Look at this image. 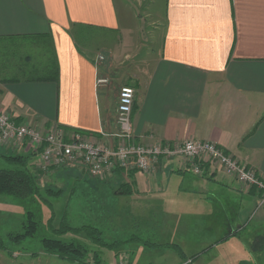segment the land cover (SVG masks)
<instances>
[{
	"label": "crops",
	"instance_id": "0c3cea01",
	"mask_svg": "<svg viewBox=\"0 0 264 264\" xmlns=\"http://www.w3.org/2000/svg\"><path fill=\"white\" fill-rule=\"evenodd\" d=\"M134 4L144 5L141 0H0V109L16 122L81 130L108 143L118 133L116 105L124 81L135 89L136 141H211L264 181V0H164L161 24L146 46ZM32 152L22 148L17 154L31 160ZM77 169L81 173L72 170V175L89 176ZM95 179L84 178L98 190L88 204L99 209L110 201L115 213L127 209L132 226L162 208L152 221L156 237L129 233L105 240L115 245L98 248L100 264L120 259L180 264L195 256L191 264H264L260 194L243 188L219 165H206L197 175L186 160L175 158L152 174L117 170L109 179ZM176 179L177 187H171ZM205 181L218 186L207 187ZM121 186L131 193L119 194ZM213 195L224 201L223 212ZM168 196L174 202L183 196L181 202L194 206H165ZM5 201L11 200H0V219L11 215ZM124 222L122 216L114 227L123 228ZM47 257L76 264L44 252L15 261L3 251L0 264H43Z\"/></svg>",
	"mask_w": 264,
	"mask_h": 264
},
{
	"label": "built area",
	"instance_id": "2783aa9c",
	"mask_svg": "<svg viewBox=\"0 0 264 264\" xmlns=\"http://www.w3.org/2000/svg\"><path fill=\"white\" fill-rule=\"evenodd\" d=\"M103 60L102 55H98ZM135 89L124 85L118 93L115 141L97 142L92 133L66 129L58 125L40 128L31 122H16L0 109V147L16 150L29 146L36 156L39 170L60 166L85 169L93 177L107 178L117 170L152 174L165 161L182 158L188 167L200 175L206 165H219L245 189H255L264 203V181L254 168L240 161L211 141L187 139L181 142L145 144L136 142L131 114ZM117 138V139H116ZM92 264V262H89ZM118 264H128L120 259Z\"/></svg>",
	"mask_w": 264,
	"mask_h": 264
},
{
	"label": "rangeland",
	"instance_id": "374dc122",
	"mask_svg": "<svg viewBox=\"0 0 264 264\" xmlns=\"http://www.w3.org/2000/svg\"><path fill=\"white\" fill-rule=\"evenodd\" d=\"M144 5L142 7L139 5H135V7L138 9L139 18H137L138 26L141 27L143 31V34L140 35L141 39H143L145 42H141V44L149 45L151 41V34L161 24V20L157 19L159 15L162 14L164 11L165 5L164 0H141ZM153 35V34H152ZM151 38V39H150ZM156 41V40H155ZM154 44V45H153ZM152 45L156 48L157 42L152 43ZM109 77H114L113 73H108ZM115 78V77H114ZM113 85H118L115 83V81L112 82ZM120 85L124 86L125 82L121 81L119 82ZM132 86V85H130ZM119 87V86H117ZM134 87V86H133ZM134 134V133H133ZM135 138V135H134ZM136 139V138H135ZM136 141V140H135ZM138 142V141H136ZM1 148V147H0ZM4 148V147H3ZM22 148H29V146H21L13 151V149H9L7 151L9 152H3L2 149H0V168H8L10 165L2 159V156L4 154H17ZM33 153V152H32ZM34 154V153H33ZM35 155V154H34ZM30 153V157H31ZM29 164L31 165V169L34 171L36 175V180L38 182V185L40 187V196H35L33 200H27L19 202L16 198L10 195H3L0 194V200H11V201H5L10 202L9 206L11 208V215H8L5 213L6 218L4 216L2 219H0V241L3 242L4 249L0 248V251H3L8 257H15L12 259H15V261H23V259L30 260L32 257L38 256L41 252H43L41 248V242L40 238L42 235L45 237H52L51 236V228L49 230L47 220L51 216V213L53 214V221L52 225L54 227H58L60 222L62 221V218L66 220L67 224H70L73 227H81V226H91L96 227L98 229V232H100V236H102L103 240H111L115 237H123L129 233H137L138 235L142 236L143 238H154L156 237V231L154 232L153 225L155 224L152 222L155 221L156 217L159 218V215H156V211H160L162 208L161 206L158 210L153 211L150 213V210L145 212V215H149L142 221H139L140 224L136 223L137 226H132L133 223L127 222L128 216V210L124 209L125 211H114L115 205L114 204H105L102 206L98 205L99 209H93V205H90L88 203H94L93 200L96 199L98 196V190L94 189L92 186H88L85 184V180H89L90 178L93 180H96V177H90L87 174L85 176L78 175L77 177L72 175V170H77L78 173L81 171L77 168H72L70 166H60L56 167L50 170H39L38 164L36 162V156L35 158L31 159L29 161ZM138 171V170H135ZM140 172V171H139ZM111 176L107 177L109 179ZM77 178V179H76ZM85 178V180H84ZM98 179V178H97ZM79 180V181H78ZM106 180V179H105ZM106 181H101V184H104ZM206 182V181H205ZM170 183L171 187H177V179L172 180ZM207 187H213L215 188L216 183L214 182H206ZM105 185V184H104ZM108 186V185H105ZM127 186V185H126ZM122 190H126L127 188L125 186H121ZM107 191L111 192L112 188L107 187ZM49 191L50 193H47ZM106 191V192H107ZM109 192L105 193L108 194ZM131 193V192H130ZM183 196H178V199H175L174 197L168 196L165 199V206L168 207H174L175 205H181V206H194L193 203L188 202H181L179 199H181ZM221 196L219 195H213V199L217 200V204L215 205L220 211L225 210V207H222L220 205L223 204V202H220L219 199ZM16 200V202L14 201ZM86 201V202H85ZM3 202V207L6 208L4 204H7ZM11 204V205H10ZM17 206H12V205ZM154 207V208H156ZM153 208V209H154ZM208 208V207H206ZM8 211L7 209H5ZM31 210L35 212L36 216L41 221V226L39 231L37 232V235L34 238H27L22 240L21 242L14 243L11 240L8 239L7 234L9 233H16L21 230V221L24 217L25 211ZM162 211V210H161ZM120 213V215H119ZM17 214H21V218L17 217ZM124 214V215H123ZM144 214V213H143ZM118 215V216H117ZM123 216L124 223L123 228L114 227L115 220L121 218ZM119 217V218H118ZM121 233V234H120ZM96 236H98L96 234ZM73 239L77 242L82 243L87 250H89V254L87 256L88 259H90L91 250L93 252L98 253L100 250V246H96L91 242L90 237H88L87 230L82 231L78 234L75 233H67L65 234L62 239L68 240ZM18 253L16 256H11V253ZM35 254V255H33ZM52 255V254H49ZM41 256V255H40ZM51 258L48 261H40L43 264H65L58 261L55 257H47ZM184 259V258H182ZM40 260H45V257L41 258ZM194 260L192 258L182 260L180 264H191ZM91 262V261H90Z\"/></svg>",
	"mask_w": 264,
	"mask_h": 264
},
{
	"label": "trees",
	"instance_id": "16d2710c",
	"mask_svg": "<svg viewBox=\"0 0 264 264\" xmlns=\"http://www.w3.org/2000/svg\"><path fill=\"white\" fill-rule=\"evenodd\" d=\"M10 167L0 168V194L10 195L16 198L19 202L33 200L35 196H40V187L36 180V175L31 169L29 164V156L19 155V154H4L2 156ZM119 194H129L131 192L128 190L119 189L117 191ZM47 193H50L47 191ZM33 197V199H32ZM62 218L58 227L52 225L53 214L48 218L47 223L49 230L51 228V236L45 237L41 236V248L44 253L56 255L58 258L65 260L67 262H72L76 264H100V258L98 253L91 250L90 259L87 258L89 250L80 242L73 239L64 240L62 237L67 233L78 234L82 231L87 230L88 237H90L91 242L96 246L100 247H112L115 243L108 244L100 236V232L96 227H91L89 225L81 227H73L67 224L66 220ZM41 226L40 219L36 216L35 212L31 210L25 211L24 217L21 221V230L16 233L7 234L8 239L14 243L21 242L27 238H34L37 235ZM96 234L98 236H96ZM172 247H176L172 245ZM0 248L3 250V242L0 241ZM177 248V247H176ZM12 254V253H11ZM35 255V254H33ZM196 258L193 257L194 260Z\"/></svg>",
	"mask_w": 264,
	"mask_h": 264
}]
</instances>
